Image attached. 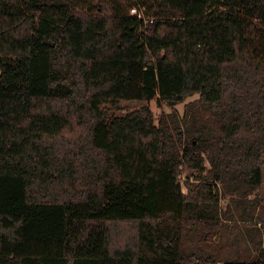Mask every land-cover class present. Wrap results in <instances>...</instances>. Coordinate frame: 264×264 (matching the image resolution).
<instances>
[{
	"label": "trees",
	"instance_id": "16d2710c",
	"mask_svg": "<svg viewBox=\"0 0 264 264\" xmlns=\"http://www.w3.org/2000/svg\"><path fill=\"white\" fill-rule=\"evenodd\" d=\"M263 169L264 0H0V264H264Z\"/></svg>",
	"mask_w": 264,
	"mask_h": 264
},
{
	"label": "rangeland",
	"instance_id": "374dc122",
	"mask_svg": "<svg viewBox=\"0 0 264 264\" xmlns=\"http://www.w3.org/2000/svg\"><path fill=\"white\" fill-rule=\"evenodd\" d=\"M199 100V96H194L189 98L185 103L179 104L176 106H169L165 103H162L159 105L158 100H154L150 103L152 110L156 116V118L162 117L163 114H172V113H178L180 117H183L186 111V107L189 104L197 103ZM142 103L138 102H124L123 106L127 108V110H135L142 106ZM200 105L197 104L195 108H199ZM186 129V127H184ZM207 168H211L210 164L206 163ZM187 177V172H184L180 176V180L182 182L183 191L187 193V188L184 186L185 180ZM194 180V179H193ZM257 197V198H256ZM251 199L264 201V169H263V182L259 188L254 190L253 194L250 196ZM228 201L229 198H223L221 207L223 212L226 211L228 207ZM264 207V202H263ZM262 207V208H263ZM259 209L258 207L255 210L251 211V216L245 220L240 221L238 219L236 220H229L227 219L226 215L222 212V216L220 219V222L222 225L218 227V233L211 237V244H215L216 246H222L223 250L226 251L227 248V242H228V252L230 254H235L236 252H240L245 255L251 254L252 257L257 255V249L253 246V244L247 243L249 235H256L259 236V233L264 231L262 225L259 223V215L264 213V209ZM210 244V245H211ZM230 245V246H229ZM264 247V243H263ZM230 255L221 254L220 257L226 258Z\"/></svg>",
	"mask_w": 264,
	"mask_h": 264
},
{
	"label": "water",
	"instance_id": "95a60500",
	"mask_svg": "<svg viewBox=\"0 0 264 264\" xmlns=\"http://www.w3.org/2000/svg\"><path fill=\"white\" fill-rule=\"evenodd\" d=\"M46 43L47 44H49V45H51L52 47H54L55 46V43H53L52 41H50V40H46Z\"/></svg>",
	"mask_w": 264,
	"mask_h": 264
},
{
	"label": "built area",
	"instance_id": "2783aa9c",
	"mask_svg": "<svg viewBox=\"0 0 264 264\" xmlns=\"http://www.w3.org/2000/svg\"><path fill=\"white\" fill-rule=\"evenodd\" d=\"M135 12H136V10L133 11V13H135Z\"/></svg>",
	"mask_w": 264,
	"mask_h": 264
}]
</instances>
